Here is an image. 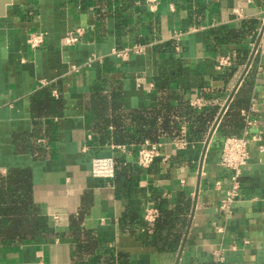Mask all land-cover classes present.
I'll return each mask as SVG.
<instances>
[{
  "label": "crops",
  "instance_id": "0c3cea01",
  "mask_svg": "<svg viewBox=\"0 0 264 264\" xmlns=\"http://www.w3.org/2000/svg\"><path fill=\"white\" fill-rule=\"evenodd\" d=\"M263 23L264 0H163L154 12L144 0H10L0 14V194L29 175L51 233L0 243V264L88 263L93 256L80 248L90 238L104 264L107 254L127 264H264V153L251 143L231 215L221 210L231 173L220 166L226 139H264ZM38 35L44 43L33 47ZM125 49L133 50L122 59L113 53ZM221 58L232 68L220 70ZM174 60L181 74L164 95L157 80ZM168 94L174 108L218 113L200 141L174 111L181 136L156 141L161 157L144 170L137 150L151 141L118 144L113 125L100 133L95 99L152 113ZM97 157L122 158L130 175L93 179ZM182 201L190 208L181 245L157 252L136 221Z\"/></svg>",
  "mask_w": 264,
  "mask_h": 264
},
{
  "label": "trees",
  "instance_id": "16d2710c",
  "mask_svg": "<svg viewBox=\"0 0 264 264\" xmlns=\"http://www.w3.org/2000/svg\"><path fill=\"white\" fill-rule=\"evenodd\" d=\"M139 43L143 44L144 42L140 41ZM165 64L166 67H163L161 75L157 80L158 88L164 95L167 94L166 87L170 79L181 74V63L179 61L174 60ZM167 96L166 103L162 105V110L159 109L152 113L126 111L120 108L115 101L110 107L107 101L102 98H96L95 106H98L99 110L102 111L99 119L101 124L100 133L106 134V129L113 125L116 131L113 136L114 141L122 145H138L146 140L155 143L165 135L177 138L181 136L180 126L172 117L174 111H177L175 115L183 117L188 122V138L190 140H204L218 112L215 109H210L196 114L188 103H180L177 108H174L171 104L173 95L168 94ZM110 110L113 111L111 119L107 117L110 114ZM165 115L168 118L162 117ZM127 121L130 122L128 127L125 126ZM114 160L116 163V180L130 175L122 158H115ZM17 176L10 181L9 196L1 195L3 193L0 194L1 244L12 245L34 241L39 237L50 235L51 233L50 220L39 215L33 203V189L29 175ZM189 208L190 202L186 201L180 202L173 209H164L160 205L158 206V217L153 224L146 222L144 217L137 219V226L145 230L143 238L146 240L148 246L154 248L157 252L178 251L183 239ZM132 224L134 225V223ZM81 233V231L77 232L79 238L82 237H80ZM94 244L90 238L89 247L86 250L83 247L80 248L83 253L84 251L85 254L88 252L93 258L88 263L83 262L79 264H104L99 261L100 257ZM105 260L106 264H127V258L124 255H119L118 262H115L112 255L107 254Z\"/></svg>",
  "mask_w": 264,
  "mask_h": 264
},
{
  "label": "built area",
  "instance_id": "2783aa9c",
  "mask_svg": "<svg viewBox=\"0 0 264 264\" xmlns=\"http://www.w3.org/2000/svg\"><path fill=\"white\" fill-rule=\"evenodd\" d=\"M150 11L154 12L159 3L163 0H144ZM264 24V23H263ZM264 29V25H263ZM76 34L67 35L64 39L66 45H74L78 41V37L83 34L82 30H77ZM44 43L42 35L36 36L31 45L33 47L41 46ZM136 49V48H134ZM133 49L114 50L113 53L118 58L122 59L128 55ZM261 54L264 55V31L263 40L260 46ZM233 62L231 58H221L218 62L220 70H227L232 68ZM248 125H251L249 123ZM251 143H257L259 151L264 153V139L260 136L253 138H228L225 140L222 148L220 166L227 172L231 173L230 187L222 201L221 210L231 215L232 206L238 199L241 190V174L244 167L248 165L250 159V146ZM187 143L183 142L178 146H186ZM163 144L145 142L139 146L137 150L138 166L144 170H149L155 161L161 157ZM91 176L95 180L111 181L116 176V163L112 157H97L92 161ZM219 185V184H217ZM158 217V211L155 209L147 210L145 212V221L153 223Z\"/></svg>",
  "mask_w": 264,
  "mask_h": 264
},
{
  "label": "water",
  "instance_id": "95a60500",
  "mask_svg": "<svg viewBox=\"0 0 264 264\" xmlns=\"http://www.w3.org/2000/svg\"><path fill=\"white\" fill-rule=\"evenodd\" d=\"M9 1H10V0H4L2 3H1V1H0V3L2 4V5L0 6V14H2L3 9H4V6H5L6 4H8ZM262 32H263V31H262Z\"/></svg>",
  "mask_w": 264,
  "mask_h": 264
}]
</instances>
